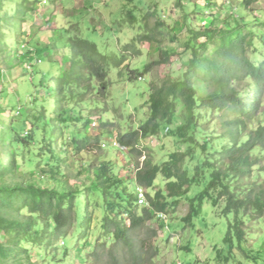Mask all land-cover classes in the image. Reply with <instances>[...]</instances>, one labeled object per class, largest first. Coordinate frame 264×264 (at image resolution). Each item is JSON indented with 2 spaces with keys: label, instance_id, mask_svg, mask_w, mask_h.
<instances>
[{
  "label": "rangeland",
  "instance_id": "rangeland-1",
  "mask_svg": "<svg viewBox=\"0 0 264 264\" xmlns=\"http://www.w3.org/2000/svg\"><path fill=\"white\" fill-rule=\"evenodd\" d=\"M33 1L28 0L31 10L24 13L19 7L22 0H0L3 28L0 30V130L19 118L26 121L23 128L28 131L27 122L40 124L34 117L40 115L42 107H49L43 111L49 116L60 106L59 101L55 102L70 92L66 89L57 94L50 88L54 77L69 66L66 62L71 38L95 44L108 58L109 86L101 94L97 82L88 76L72 84L73 101L61 105V112L69 113L72 119L55 125L57 134L52 136L50 148L36 149L35 155L27 148L16 152L21 169L3 178L12 185L35 182L59 192L82 190L91 187L99 167L105 165L110 169L109 176L121 183L113 191L125 190L136 198L139 186L135 185V172L143 158L137 160L126 148H115L112 144L118 136L136 130L148 119L152 84H160L166 75L182 78L191 60V50L187 49L191 47L190 31L221 25L223 18L233 25V19H237L244 32L251 33L258 51L264 52V46L258 44L260 35L264 36V0H257L248 8L242 6V0H38L36 5ZM145 34L154 35L155 42L137 40ZM22 36L21 46L15 44ZM161 51L171 54L169 62L140 75L145 65L160 59ZM122 58L123 65L116 67L115 62ZM56 71L59 74L54 75ZM46 75L53 76L46 79ZM194 82L199 90L200 84ZM10 112L12 119L8 116ZM200 115L198 124L202 131L196 142H184L185 139L168 134L186 122L184 107L178 103L169 131L163 127L157 137L141 140L139 149H150L157 164L167 161L174 152H190L184 169L193 176L197 167L218 159L215 150L227 144L226 140L215 138L219 135L217 115L204 111ZM86 121L90 123L86 125ZM73 125L74 133L70 130ZM73 135L83 137L79 144L72 140ZM3 136L0 132V139ZM84 144L86 148L80 149ZM5 149L10 151L0 140V158L7 163ZM253 155L259 162L253 167L251 178L233 184L238 194L243 192L240 186L250 181L264 185V153L257 148ZM211 173V169L204 168L198 186H192L180 199L167 198L166 221L160 220L159 226L152 224L159 230L156 239L159 255L151 264H173L177 260L185 264H264V218L241 217L242 242L234 239L226 243L228 226L234 224L235 217L223 212L225 199L216 205L207 199L198 206L195 197ZM3 181L0 180V185ZM166 183L159 175L145 193L154 196L162 192L166 196ZM90 195L91 224L84 236L76 241L75 232L80 229L76 224L66 239L55 244L48 237L40 244L24 240L21 246L28 250L31 264H89L88 255L94 245L105 238L103 200L96 204L94 195ZM191 209L194 217L190 222L184 221Z\"/></svg>",
  "mask_w": 264,
  "mask_h": 264
},
{
  "label": "trees",
  "instance_id": "trees-1",
  "mask_svg": "<svg viewBox=\"0 0 264 264\" xmlns=\"http://www.w3.org/2000/svg\"><path fill=\"white\" fill-rule=\"evenodd\" d=\"M256 1L242 0V6L248 8ZM37 3L38 0L33 1V5ZM27 4L28 0H22L19 6L24 13L31 10ZM238 17L242 18L241 15ZM222 22L221 25L190 31L191 47L187 49L191 50V60L182 78L166 75L160 84H152L148 119L136 130L117 137L119 146L129 150L137 160L143 158L136 168V186L149 190L159 175L167 181L166 196L162 192L154 196L146 194L149 207H139L136 198L127 195L125 190L113 191L121 183L114 176H109L110 169L105 165L99 167L91 187L82 190L59 192L35 182L12 185L3 181L6 175H15L21 169L16 152L27 148L31 155H35L36 149L50 148L52 136L57 134L55 125L72 119L69 113L61 112L62 103L69 105L73 101L74 97H70L72 84L88 76L97 82L101 94L108 89V58L87 40L78 37L69 40L70 53L66 62L69 66L60 75H57L59 71L54 73L57 76L50 90L54 89L58 94L67 89L70 93L55 102L58 104L59 101L60 106L57 105L51 115L43 113L49 107H42L40 115L34 117L40 124L27 122L30 124L28 131L23 128L26 121L19 118L0 130L4 134L0 140L6 148H10L3 153L7 156V163L0 158V180L3 181L0 185V264H31L28 250L21 246L24 240L40 244L48 237L55 244L66 239L76 224L80 228L75 232L76 241L82 238L91 224L90 194L94 195L96 204L98 200H103L102 230L105 238L94 245L88 255L89 264H151L159 255L156 244L159 230L152 224L160 225L157 215L166 214L169 207L167 198L180 199L192 186L199 185L204 168L211 169L212 173L195 197L198 206L207 199L215 205L225 199L223 212L233 214L235 218L234 224L228 226L224 241L228 243L235 239L238 243L242 242L244 222L241 217L264 218V185L250 181L240 186L243 192L239 194L233 185L236 181L251 178L252 169L259 162L253 152L259 148L264 153V52L258 51L251 33H245L237 19H233V25L226 18ZM23 40L24 36L15 44L21 46ZM137 40L152 43L156 37L145 34ZM258 44L264 46V36L260 35ZM3 52L6 53L5 50ZM170 56L161 51L160 59L145 65L139 74L145 75L155 66L167 64ZM123 62L122 58L115 62V66L120 67ZM49 77L46 75L44 78ZM194 81L200 84L199 90L195 88ZM178 103L184 107L186 122L169 131ZM200 111L217 115L220 120L219 135L215 138L222 142L226 140L227 144L215 150L218 159L208 160L200 168L197 167L193 176L184 169L190 152H174L167 161L157 164L153 162L150 149H139L141 140L157 137L163 127L168 129V134L185 139L184 142H196L202 131L198 124ZM8 116L13 118L11 112ZM257 118L259 120L253 127ZM89 123L85 122L86 125ZM70 130L75 132L74 125ZM82 139L72 137V140H77L76 144ZM85 146L80 149H85ZM109 196L114 199L109 201ZM193 217L191 209L184 221L190 222Z\"/></svg>",
  "mask_w": 264,
  "mask_h": 264
},
{
  "label": "built area",
  "instance_id": "built-area-1",
  "mask_svg": "<svg viewBox=\"0 0 264 264\" xmlns=\"http://www.w3.org/2000/svg\"><path fill=\"white\" fill-rule=\"evenodd\" d=\"M112 145L115 148H119V145H118V143L116 141H114ZM103 147H104V145H103ZM135 195H136L137 204L139 206L149 207L148 202H147V198H146L145 189L144 188H142V187H136ZM157 217H158V219H160L162 221H166V217H165L164 214H158ZM173 264H185V263L177 260V261L173 262Z\"/></svg>",
  "mask_w": 264,
  "mask_h": 264
}]
</instances>
